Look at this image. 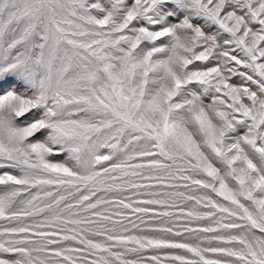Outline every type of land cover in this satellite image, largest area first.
Wrapping results in <instances>:
<instances>
[{"label": "snow or ice", "instance_id": "1", "mask_svg": "<svg viewBox=\"0 0 264 264\" xmlns=\"http://www.w3.org/2000/svg\"><path fill=\"white\" fill-rule=\"evenodd\" d=\"M0 264H264V0H0Z\"/></svg>", "mask_w": 264, "mask_h": 264}]
</instances>
